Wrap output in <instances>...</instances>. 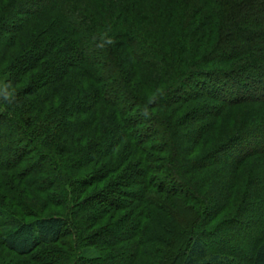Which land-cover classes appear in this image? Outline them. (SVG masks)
<instances>
[{
	"label": "trees",
	"instance_id": "1",
	"mask_svg": "<svg viewBox=\"0 0 264 264\" xmlns=\"http://www.w3.org/2000/svg\"><path fill=\"white\" fill-rule=\"evenodd\" d=\"M174 20L186 44L160 34ZM255 55L264 59V0H0L1 202L11 195L0 203V246L22 257L70 235L74 264H102L99 248L118 244L97 241L126 216V264L156 244L169 264H228L224 246L203 241L213 213L195 179L264 151L225 132L235 108L264 106ZM191 83L222 99L195 108L203 96ZM143 122L153 136L134 127ZM17 180L24 198L36 196L28 206L8 188ZM248 261L264 264V242Z\"/></svg>",
	"mask_w": 264,
	"mask_h": 264
},
{
	"label": "rangeland",
	"instance_id": "2",
	"mask_svg": "<svg viewBox=\"0 0 264 264\" xmlns=\"http://www.w3.org/2000/svg\"><path fill=\"white\" fill-rule=\"evenodd\" d=\"M36 6H39V3L36 4L35 7ZM155 11L156 7L152 8L151 6L147 5L144 8L146 23L151 24V28H156L161 24L158 19L154 18ZM24 16L27 15L24 14ZM165 31L167 32L160 34H165L164 41H167L168 43L178 42L179 44H182L188 39L187 35L184 33V29L180 27V24L176 20L171 23L170 27L165 28ZM177 35L178 38L176 41H174ZM255 57L256 67L251 69L250 72L254 75L261 69L263 70L264 66V59L258 58V55H255ZM215 65L211 66L215 68ZM217 66L221 65L218 63ZM255 78L260 81V79L263 80L264 77L255 75ZM198 79H200V81L202 80V78ZM190 87L194 88L200 95L203 96L189 102L190 105L195 103V108L199 106V102L205 103L209 99L211 102L213 101V104L214 101L217 102L222 99L220 96L210 94L205 88L199 90L198 85L196 86L193 83H191ZM187 94H184L183 96H186ZM70 99L71 100L66 101L67 107L77 101L73 97ZM86 103L88 104L90 101L87 100ZM209 104H211L210 101ZM233 112L234 114L230 116V119H228L229 123L227 124V129L225 132L233 133L242 131V134L245 138L236 141V144L242 146V148L245 150L247 148H253V150L260 151L261 146L264 145V142L262 141L264 138V106L260 103L252 102L251 104H243L235 108ZM200 113L206 114L203 109H199L195 112V115ZM209 120H212V118H209ZM186 122V119H182L181 125L184 123L186 124ZM143 123H138L134 127L142 130L141 134L148 132L151 136H153L152 132L149 131V129H146V122ZM197 123L199 124V121ZM197 123H195L196 126L198 125ZM84 126L85 128L88 126L87 121L84 120L83 124L75 121V123L71 126L68 125L66 130H77L78 128H83ZM215 133L216 131L212 132V134L216 136ZM87 141H89L88 138L83 141L82 144L86 143ZM126 145L123 144L124 147ZM249 149L248 152L250 151ZM233 151L234 147L233 149L229 150V153ZM118 152L119 153H117V155L121 153V150H118ZM239 153L242 152L240 151ZM229 157L226 156V159L222 158V162L227 164L232 163L234 156H232L233 158ZM2 158H4V155ZM57 160L56 162L58 163H64L65 161L63 158ZM202 171L203 172H200L201 174H199L198 178L195 179V187L199 189L200 193H202L201 198H203L206 207H208L213 213L212 218L207 220L203 226H200V231L206 235L205 238H203V241H206L207 245H212V247L214 246V249L218 248V245L224 246V249L227 251L229 256L228 264H249L248 259L252 257V250L257 247L259 243L264 242V151H260L258 154L255 153V155H249L246 158L244 157L238 164L234 166L231 165L229 167H223L222 169L208 168ZM237 171L239 172L237 173ZM234 175H238L239 177L235 182H233ZM8 188L14 190L17 196H22L21 192H23V185L18 180L10 184V187L8 186ZM0 197H3V195H0ZM8 197L10 200L11 195ZM24 199V202L27 205V203H30V201L36 199V196H28ZM9 200H4L3 203L0 200V203L2 205L10 204ZM189 207L192 208L193 205ZM196 208L198 209L199 206H196ZM124 212L126 214L127 210ZM190 212L191 211L187 209L186 213L189 214ZM119 218L113 223L117 227L108 231L107 234L99 238L97 241L98 245H101L107 241L112 245L114 243L118 244L114 249H112L113 246L111 249L99 248L101 257L105 258L103 259L102 264H126L128 261V256L125 254V252L129 250L127 246L128 242H120V244L118 242V238L124 236L123 234L126 232L124 226L128 220L126 216L121 220H119ZM101 223H104V221ZM90 235L91 233L88 232L87 236ZM73 243L74 241L70 240V235H68L66 238L60 240V242L57 244L54 243L40 245L32 254L22 257L9 252L1 245L0 264H74V260L72 259L71 255ZM119 245H122V248H120L121 246ZM155 249L159 250L155 251ZM231 249L234 250L235 253H237L235 250H239L238 255H229L231 254L229 253ZM163 251L164 247L156 244L152 249H150L148 257L143 254L140 256L139 261H135L133 264H169L168 261L170 259L169 257L164 256ZM83 264L87 263L83 262Z\"/></svg>",
	"mask_w": 264,
	"mask_h": 264
},
{
	"label": "clouds",
	"instance_id": "3",
	"mask_svg": "<svg viewBox=\"0 0 264 264\" xmlns=\"http://www.w3.org/2000/svg\"><path fill=\"white\" fill-rule=\"evenodd\" d=\"M9 95H11V93H9Z\"/></svg>",
	"mask_w": 264,
	"mask_h": 264
}]
</instances>
